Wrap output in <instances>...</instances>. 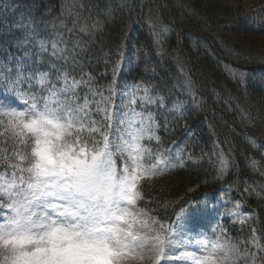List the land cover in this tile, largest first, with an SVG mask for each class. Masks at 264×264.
<instances>
[{"label": "trees", "instance_id": "16d2710c", "mask_svg": "<svg viewBox=\"0 0 264 264\" xmlns=\"http://www.w3.org/2000/svg\"><path fill=\"white\" fill-rule=\"evenodd\" d=\"M44 1L29 3L31 17L45 23L37 36L30 34L35 28L28 22L31 28L20 26L15 34L0 35V48L16 51L22 49L15 47L20 38H31L37 45L29 66L47 72L50 82H59L58 76L68 72L90 74L98 83L109 77L103 70L112 62L106 58H119L130 52L131 44L137 45L133 64L122 69L119 78L144 83L163 95V107H150L159 139L147 144L152 155L161 153L165 160L174 154L170 151L181 154L169 170L156 175L162 176L154 179L158 186L144 187L148 195L140 187L142 200L147 196L160 218L173 221L194 203L211 211L224 189L232 186V193L253 213V228L264 245V49L232 39L264 36V0H179L189 11L175 0H72L71 5L68 0ZM17 3L14 0L10 9ZM25 9L19 15L25 17ZM53 19L64 22L52 24ZM138 52L158 67L141 63ZM184 79L198 91L201 108L193 109L188 102L178 111L169 110L184 96ZM211 89L232 97L238 109L227 108L223 99L215 101ZM211 141L227 158L221 170L209 158L190 159L209 151Z\"/></svg>", "mask_w": 264, "mask_h": 264}, {"label": "snow or ice", "instance_id": "6c2138e0", "mask_svg": "<svg viewBox=\"0 0 264 264\" xmlns=\"http://www.w3.org/2000/svg\"><path fill=\"white\" fill-rule=\"evenodd\" d=\"M40 47L47 51L43 42ZM52 48L57 55L55 43ZM58 79L59 88L49 87L47 72L29 76L19 67L14 74L10 68L0 72V91L23 101L18 108L0 97V130L16 146L14 162L0 158L2 264H131L146 259L161 264L175 248L177 233L137 207L141 178L170 168L159 157L151 162V150L140 143L145 136L158 140V125L149 116L147 124L132 120L116 134L112 88L107 96L89 88L90 96L80 103L76 90L86 82L66 72ZM36 85L39 89L33 91ZM144 91L141 100L152 103ZM101 114L100 120L93 118ZM229 214L240 215L238 208ZM252 232L244 247L188 238L197 250L209 243L210 248L203 256L175 248L183 251L179 264H226L233 255L244 264H264V245L256 229Z\"/></svg>", "mask_w": 264, "mask_h": 264}, {"label": "rangeland", "instance_id": "374dc122", "mask_svg": "<svg viewBox=\"0 0 264 264\" xmlns=\"http://www.w3.org/2000/svg\"><path fill=\"white\" fill-rule=\"evenodd\" d=\"M14 0H0V35L6 36L7 34H15L14 30L17 31L23 26L24 28L28 27L31 28L30 25H32V28H35V30H29L31 31L30 34L34 35L37 33V30H40L44 28L45 23H42L40 20H37L35 18L31 17V13L33 12L32 4L36 0H27L28 4H26L25 0H19V3H17L14 8L12 7ZM41 2H45L44 0H39L37 4H41ZM177 5H181V2L179 0H175ZM21 3V4H20ZM68 3L70 5L73 3L72 0H68ZM36 4V6H38ZM21 6V7H20ZM22 6L24 8H22ZM32 6V7H31ZM26 7V9H25ZM182 9L189 11L187 7L182 6ZM25 9V17L22 15H19L20 13H23L22 10ZM65 10V8H64ZM71 12V11H70ZM73 14V11L71 12ZM18 14V15H17ZM67 18H70V14L66 15ZM30 23V25L28 24ZM52 24L56 23H63L64 21L53 19L50 20ZM37 36V34L35 35ZM39 36V35H38ZM134 37V35H133ZM1 39V38H0ZM233 40L241 43L242 45H245L251 49H264V36L255 37V36H233ZM13 40V38H12ZM3 41H6L3 39ZM43 42H47L45 40H42ZM220 44L221 41H218ZM37 45V41H32L31 38L25 39L24 37L20 38L19 42L15 44V47L21 46L22 49H18L16 51L14 50H7L6 48L1 49L0 48V72H2L5 68H10L13 70V74L15 73V70L17 67L23 70L25 75H35L38 73H45L44 71L37 70L35 67L32 68V66H29V63L31 64V55L33 53V50ZM223 45V44H222ZM137 45L131 44L130 52L125 53L123 56L119 58H106V62H109L111 66L106 67L103 71L108 74V79L103 82L94 83L90 80V74L87 77H79L75 76L73 74H69L70 78H75V80H83L86 83L82 84L79 88H77V94L79 95L80 103H83V98L85 96H90L89 88L96 90H102L104 91V95H108L107 89L112 88V113H113V121H112V128L113 132L116 134L120 133V130L122 128L129 127L130 122L132 120L140 121L141 119L144 120L145 124H147V117H151L152 120L155 122V125H157V121L155 118V114L152 110H150L151 106H155V104H158L160 107H163L165 104V100L162 94H155L150 91V88L145 85L144 83H127L122 81L120 79V73L124 70L128 65L133 64L134 54L137 51ZM226 48V47H224ZM14 49V48H13ZM140 52H142V49H140ZM138 52L137 58L142 60L140 61L143 64H152L156 67H158V64L153 62L151 59L144 57L141 55V53ZM143 53V52H142ZM107 55V53H105ZM109 55V54H108ZM147 56V55H146ZM123 69V70H122ZM150 69H155L153 67H150ZM86 75V74H85ZM184 84H181L182 91L184 93V96L182 98H179V101H174L168 108L169 110H179L182 108V105L187 104L188 102L191 104L193 109H200L201 108V102H200V96L196 88L190 84L189 81L186 79L183 80ZM264 82V79H263ZM33 84H35V80H33ZM57 88L62 86V80H60V84H54ZM39 85H36L33 88V91H38ZM145 89H147V95L153 100L152 103H148L146 101H142L141 98L145 96ZM212 90V89H211ZM41 95H44L46 93H39ZM0 97H5L7 101L14 106L21 108L23 107V101H17V99L14 96L7 95L4 91H0ZM99 97H97L98 99ZM212 98L216 100L223 99L226 101L227 108L231 109H238L239 105L230 97L229 95L222 93L218 90L213 89L212 90ZM135 99V103H130ZM101 115L94 116L93 118L96 120L101 119ZM135 128H139L140 124L139 122L135 124ZM157 127L155 128V136L157 137L156 133ZM0 136L2 137L0 142V158H6V157H12V153L16 150V146L14 144V141L10 134L3 133L2 130H0ZM115 139V137H113ZM152 140H157L155 137H153ZM4 142V145H3ZM12 142L13 144H10ZM149 140L147 139V136L143 140L140 141L142 146H145L149 149L148 143ZM170 153H174L173 155L169 154V158L166 160L167 163L171 166L175 164L177 160L180 159L181 154L176 153L174 151H170ZM161 154V153H159ZM152 155L153 161L155 157H159L162 160H165L164 157H161L160 155ZM202 158H209L218 168L221 170L224 167V163L227 161V158L225 157V154L221 147L217 144L216 141H211V149L202 153H199L198 156H192L190 158L192 161L194 160H201ZM13 162L15 161V157H12ZM184 161V157H182L181 161ZM182 161V162H183ZM149 162L146 158V163ZM3 167V165H2ZM3 168L0 169L2 171ZM155 178H162V176H154V177H142L141 181L139 183V189L143 190L145 186L147 185H153L158 186V184L155 182ZM232 186H228L224 189V191L219 195L217 202L212 206V210L209 211L205 206H201L202 204L194 203L191 206L187 207L183 211H181L173 221H167L165 219L160 218L156 213V208H154L151 203L149 202V198L146 196L143 200L140 199L137 202L138 209H143L149 216L155 217L157 220H159L161 223L165 224L167 227L168 225H171L173 229L177 233V239L174 242L175 248H181L183 250L187 251H195L197 255H206L207 252H205L204 249L210 248V243L203 245L199 250L196 249L195 244L190 245V241L188 238H193L194 240H200L204 237H208L209 241H216L220 244L230 243L232 245L239 244L241 247L246 246V242H248L253 232V222H252V215L253 213H250L247 211L242 201H240L239 198H237L232 193ZM140 191V190H139ZM148 193V192H147ZM144 194H146V191L144 189ZM151 194V192H150ZM238 208L239 210V217L235 215L229 214V210H236ZM209 211V212H207ZM212 212V213H211ZM209 214V215H208ZM206 216L209 219H206ZM225 221V222H224ZM215 232V236L213 233ZM224 233V235H220L221 233ZM256 234V237L261 244L260 236ZM175 248L172 252H166L165 257L162 258L161 264H179L180 258L183 255V251H175ZM251 251L258 252L259 250L255 247L251 248ZM219 255V253H218ZM0 264H2V257H0ZM131 264H154V260L146 259L144 261H133ZM226 264H244V260L236 257L233 255L229 261H226Z\"/></svg>", "mask_w": 264, "mask_h": 264}]
</instances>
